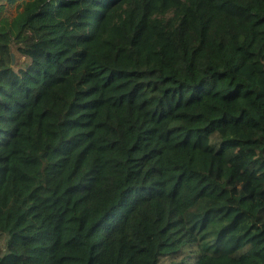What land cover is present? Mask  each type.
I'll return each instance as SVG.
<instances>
[{
    "label": "trees",
    "instance_id": "trees-1",
    "mask_svg": "<svg viewBox=\"0 0 264 264\" xmlns=\"http://www.w3.org/2000/svg\"><path fill=\"white\" fill-rule=\"evenodd\" d=\"M1 1L0 264H264V0Z\"/></svg>",
    "mask_w": 264,
    "mask_h": 264
},
{
    "label": "rangeland",
    "instance_id": "rangeland-1",
    "mask_svg": "<svg viewBox=\"0 0 264 264\" xmlns=\"http://www.w3.org/2000/svg\"><path fill=\"white\" fill-rule=\"evenodd\" d=\"M19 2L18 1L17 3L13 4V5H8L7 1L6 0H3L1 1V3L6 7V10H5V15L8 16L9 18H13L16 16L17 12L21 10V8L19 7ZM20 43V42H19ZM24 43V42H23ZM21 44V43H20ZM22 45V44H21ZM13 57H14V53H13ZM215 139L213 138L212 139V142H214Z\"/></svg>",
    "mask_w": 264,
    "mask_h": 264
},
{
    "label": "water",
    "instance_id": "water-1",
    "mask_svg": "<svg viewBox=\"0 0 264 264\" xmlns=\"http://www.w3.org/2000/svg\"><path fill=\"white\" fill-rule=\"evenodd\" d=\"M11 58H12V62H13V59H14V58H13V55L11 56Z\"/></svg>",
    "mask_w": 264,
    "mask_h": 264
}]
</instances>
